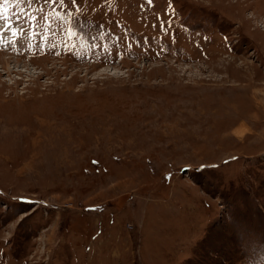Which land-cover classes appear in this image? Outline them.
Wrapping results in <instances>:
<instances>
[{"label":"rangeland","instance_id":"374dc122","mask_svg":"<svg viewBox=\"0 0 264 264\" xmlns=\"http://www.w3.org/2000/svg\"><path fill=\"white\" fill-rule=\"evenodd\" d=\"M0 264H264V0H0Z\"/></svg>","mask_w":264,"mask_h":264}]
</instances>
